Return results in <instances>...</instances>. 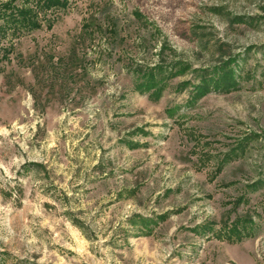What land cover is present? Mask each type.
Instances as JSON below:
<instances>
[{"label":"rangeland","instance_id":"374dc122","mask_svg":"<svg viewBox=\"0 0 264 264\" xmlns=\"http://www.w3.org/2000/svg\"><path fill=\"white\" fill-rule=\"evenodd\" d=\"M53 18L0 64V264H264V0Z\"/></svg>","mask_w":264,"mask_h":264},{"label":"trees","instance_id":"16d2710c","mask_svg":"<svg viewBox=\"0 0 264 264\" xmlns=\"http://www.w3.org/2000/svg\"><path fill=\"white\" fill-rule=\"evenodd\" d=\"M70 6V0H2L0 1V64L4 60H9V54L13 51V40L19 39L32 32L41 30L43 28L51 29L54 23L53 15L59 12H65ZM149 70L147 77L138 85L139 90L145 89L147 91L156 89L155 78L159 77V72H162L161 67ZM156 69V70H157ZM218 73L217 79H214V88L221 90H228L235 86L233 80V72L229 71L227 65L215 68ZM204 75V76H203ZM205 75H200V84L196 87L197 96H201L208 91L209 82ZM158 90V89H156ZM256 183L250 185L255 188ZM249 186V187H250ZM256 190V188L254 189ZM145 219L142 220L143 224ZM149 224V222H147ZM144 224L143 227H147ZM251 220L242 219L240 222L232 225L230 230V238L236 236L242 238L249 232V225ZM234 234V235H233Z\"/></svg>","mask_w":264,"mask_h":264}]
</instances>
